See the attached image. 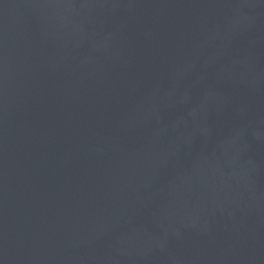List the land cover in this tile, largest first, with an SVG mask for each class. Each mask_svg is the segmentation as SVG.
<instances>
[{"label":"water","instance_id":"obj_1","mask_svg":"<svg viewBox=\"0 0 264 264\" xmlns=\"http://www.w3.org/2000/svg\"><path fill=\"white\" fill-rule=\"evenodd\" d=\"M0 264H264V0H0Z\"/></svg>","mask_w":264,"mask_h":264}]
</instances>
